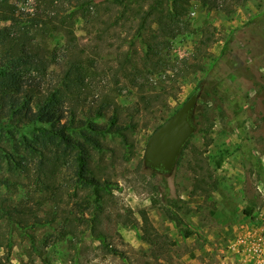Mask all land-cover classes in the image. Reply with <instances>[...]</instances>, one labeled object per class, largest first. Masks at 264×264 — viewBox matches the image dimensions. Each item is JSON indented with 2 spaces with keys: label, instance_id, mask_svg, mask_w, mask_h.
<instances>
[{
  "label": "rangeland",
  "instance_id": "374dc122",
  "mask_svg": "<svg viewBox=\"0 0 264 264\" xmlns=\"http://www.w3.org/2000/svg\"><path fill=\"white\" fill-rule=\"evenodd\" d=\"M226 3L232 11L194 3L188 26L181 27L184 35L163 50L176 72L196 44L188 29L209 27L215 38L207 48L212 66L205 61L203 71L178 78L175 100L135 118L130 151L124 153L112 133L92 151L90 163L108 180L102 199L75 183V155L69 153L57 177L60 195L38 211L55 219L11 232L12 264H264V0ZM155 33L154 27L146 30ZM136 46L142 56V44ZM114 47L115 42L107 50L109 66L115 64ZM100 76L96 69L92 82ZM122 84L117 100L130 105L134 95ZM198 84L197 129L171 174L153 171L143 163L149 134ZM1 142L12 140L0 131ZM47 151L52 155L53 149ZM36 161L30 156L28 177L0 184V198L37 207L36 197L28 198L34 190L35 196L45 193L36 184Z\"/></svg>",
  "mask_w": 264,
  "mask_h": 264
},
{
  "label": "trees",
  "instance_id": "16d2710c",
  "mask_svg": "<svg viewBox=\"0 0 264 264\" xmlns=\"http://www.w3.org/2000/svg\"><path fill=\"white\" fill-rule=\"evenodd\" d=\"M226 1L0 0V131L12 140L0 143V184L8 186L21 174L28 177L33 155L36 184L45 192L28 195L36 197V208L25 199L13 205L0 198V248L6 251L0 264H12L13 230L55 219L54 213L38 211L60 195L57 177L69 153L75 155V183L89 188L95 200L102 199L108 180L90 163L92 151L102 148L109 133L119 136L124 153L130 151L133 143L128 135L138 124L135 118L175 100L178 78L203 71L205 61L212 66L207 48L215 38L209 27L187 28L197 38L180 70L173 72L163 50L184 35L181 27L188 26L194 3L230 12ZM152 27L156 33L146 35ZM87 37L94 39L93 44ZM114 42L115 64L109 66L107 50ZM137 43L143 46L142 56ZM96 69L101 76L92 82ZM120 81L134 95L130 105L117 100ZM47 147L53 149L52 155Z\"/></svg>",
  "mask_w": 264,
  "mask_h": 264
},
{
  "label": "water",
  "instance_id": "95a60500",
  "mask_svg": "<svg viewBox=\"0 0 264 264\" xmlns=\"http://www.w3.org/2000/svg\"><path fill=\"white\" fill-rule=\"evenodd\" d=\"M199 93L196 88L149 134L143 153L145 166L167 175L173 172L184 145L197 129L194 111Z\"/></svg>",
  "mask_w": 264,
  "mask_h": 264
}]
</instances>
